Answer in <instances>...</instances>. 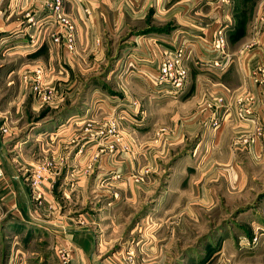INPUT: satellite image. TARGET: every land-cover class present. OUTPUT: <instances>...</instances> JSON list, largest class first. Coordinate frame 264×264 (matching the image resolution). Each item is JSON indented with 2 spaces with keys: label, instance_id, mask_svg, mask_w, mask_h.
Wrapping results in <instances>:
<instances>
[{
  "label": "crops",
  "instance_id": "0c3cea01",
  "mask_svg": "<svg viewBox=\"0 0 264 264\" xmlns=\"http://www.w3.org/2000/svg\"><path fill=\"white\" fill-rule=\"evenodd\" d=\"M50 1L0 0L1 49L16 54L17 65L29 73L41 66L44 80L59 89L50 104L54 114L69 111L33 133L28 150L25 138L6 148L11 140L0 134V235L10 238L8 248L0 243V264H27L28 254L49 264L43 258L49 255L29 243L53 249L56 264L57 247L72 248L71 264H121L132 249L133 219L144 212L150 190L146 181L133 186L130 160L122 167V155L107 157L114 169H124L119 182L115 171L100 170L95 132L103 109L136 101L132 110H122L135 116L134 124L119 121L120 127H162L178 145L201 138L196 161L205 166L194 179L195 202H212L214 191L222 197L235 192L230 178L264 168V83L256 71L252 76L264 68V0H69L72 52L52 41L57 28L46 17ZM219 28L224 50L211 54L208 41ZM184 40L190 45L186 82L179 95L167 96L152 82L165 49ZM245 102L251 117L242 120L239 105ZM216 118L221 121L213 126ZM256 127L262 132L256 134ZM40 162L51 163L49 180L33 191L29 169ZM146 216L135 223H149Z\"/></svg>",
  "mask_w": 264,
  "mask_h": 264
},
{
  "label": "rangeland",
  "instance_id": "374dc122",
  "mask_svg": "<svg viewBox=\"0 0 264 264\" xmlns=\"http://www.w3.org/2000/svg\"><path fill=\"white\" fill-rule=\"evenodd\" d=\"M17 59L16 54L2 50L0 46V134L11 140L5 144L6 148L11 147L9 145H13L15 140L25 138L23 149L26 147L28 150L33 133L42 131L47 124L55 123L69 111L64 107L54 114L57 109L51 108L52 101L38 100L30 83L35 75L34 66L29 73L27 67L17 65ZM36 67L41 68L42 79H45L43 68ZM106 71L107 68L102 70ZM44 85L47 91L50 89L53 94H59V89L56 85L52 86V82L44 80ZM130 104L134 106L137 102ZM130 104L124 108L130 109ZM120 106L110 104V107L103 109L107 113L104 111L101 114L100 128L95 132V138L99 141L97 152L101 171H115L116 175L113 176L119 182L124 169H114L112 163L107 162V157L114 155L118 159L122 155V167L127 158L130 160L127 170H130L133 186H142L145 181L149 184V199L142 205L144 212L137 213L133 219L131 252L130 248L126 249L132 254L134 264H258L259 259L264 262V235L258 241L251 242L255 231L264 227V168L261 173L253 168L250 177L242 175L236 180L230 178L229 186L236 187V191H229L228 196L222 197L214 191L212 202H195L197 181L194 179L205 166L196 161L203 150L201 138L196 136L178 145L167 140L165 135L171 131L162 127L149 132L142 131L141 127L126 130L120 127L119 121L132 122L134 115L127 110L124 114V108ZM239 106L242 114L238 116L242 120L249 119L251 116L245 110L249 104L245 102L244 106ZM109 110L114 112L112 116L107 115ZM220 121L218 119L215 123L213 120V126ZM3 127L5 132L1 131ZM259 130L256 127L255 133L258 134ZM125 141L129 142V146ZM239 141L252 146L248 138ZM141 213L148 215L149 223H135ZM243 238L247 244L239 242ZM9 239L8 235H0V243L6 248L10 245ZM32 245L33 250L45 251L49 255L43 256L44 262L57 263L55 255L52 256L53 249L46 248L45 243L28 244L29 247ZM28 255L27 264L42 263L36 255Z\"/></svg>",
  "mask_w": 264,
  "mask_h": 264
},
{
  "label": "built area",
  "instance_id": "2783aa9c",
  "mask_svg": "<svg viewBox=\"0 0 264 264\" xmlns=\"http://www.w3.org/2000/svg\"><path fill=\"white\" fill-rule=\"evenodd\" d=\"M68 1L69 0H51L48 2L46 4L48 8L46 17L50 20V23H54L57 28L50 34L52 41L61 44L66 51L72 52L74 48L75 25L65 13V3ZM32 40H34V37H32ZM188 43V41L184 40L173 48L165 49L164 58L158 64L157 74L152 82L155 90L165 93L166 95L178 94L182 91L188 74V70L184 64V60L190 51V45H188ZM224 44L225 38L223 31L221 28L216 29L212 38L208 41V51L211 52V54L222 52L224 50ZM128 67L133 68V63L129 61ZM33 71L35 75L30 80V83H32V91L36 94L38 100L50 103L53 93L50 89L47 91L44 88L45 85L44 79H42L41 68L34 66ZM255 71L260 75V81L264 82V68H257L252 73V76H254ZM217 100L220 101L222 104L221 106H223V99L219 97ZM217 120V118L214 120L215 123ZM1 131L5 132L6 129L3 127ZM50 166V162L34 163L30 166L28 184L33 191L38 190L49 180L47 173ZM262 235H264V227H260L255 231L254 235L251 237V242L258 241ZM245 244H247L246 241ZM56 255L59 264H71L72 248L57 247ZM122 260L121 264H134L133 256L129 254V252L123 256Z\"/></svg>",
  "mask_w": 264,
  "mask_h": 264
},
{
  "label": "trees",
  "instance_id": "16d2710c",
  "mask_svg": "<svg viewBox=\"0 0 264 264\" xmlns=\"http://www.w3.org/2000/svg\"><path fill=\"white\" fill-rule=\"evenodd\" d=\"M39 53V52H38Z\"/></svg>",
  "mask_w": 264,
  "mask_h": 264
}]
</instances>
